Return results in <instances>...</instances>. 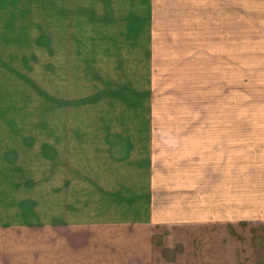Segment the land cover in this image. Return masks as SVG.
I'll return each mask as SVG.
<instances>
[{
    "label": "rangeland",
    "instance_id": "374dc122",
    "mask_svg": "<svg viewBox=\"0 0 264 264\" xmlns=\"http://www.w3.org/2000/svg\"><path fill=\"white\" fill-rule=\"evenodd\" d=\"M154 9L153 43L0 44V167L7 153V167H50L55 93L72 167H128L115 155L127 141L132 167H264V0ZM157 231L153 264H264L258 222Z\"/></svg>",
    "mask_w": 264,
    "mask_h": 264
},
{
    "label": "crops",
    "instance_id": "0c3cea01",
    "mask_svg": "<svg viewBox=\"0 0 264 264\" xmlns=\"http://www.w3.org/2000/svg\"><path fill=\"white\" fill-rule=\"evenodd\" d=\"M155 12L154 0H0V44L153 43ZM50 97V167L2 157L0 264H153L158 228L264 224V167H132L130 141L115 153L128 167H72L70 106Z\"/></svg>",
    "mask_w": 264,
    "mask_h": 264
}]
</instances>
